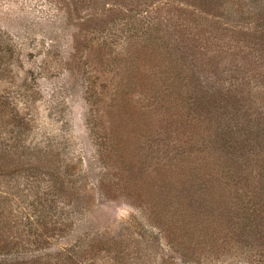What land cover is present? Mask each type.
I'll use <instances>...</instances> for the list:
<instances>
[{
  "label": "rangeland",
  "instance_id": "1",
  "mask_svg": "<svg viewBox=\"0 0 264 264\" xmlns=\"http://www.w3.org/2000/svg\"><path fill=\"white\" fill-rule=\"evenodd\" d=\"M220 1L221 6L218 0H188L189 4L170 0H0V42L12 49L4 59L0 57V111L4 109L10 117L3 120L0 112V133L5 132L6 120L17 117L27 125L29 144L40 152L59 155L58 165L57 159L72 160L76 182L86 186L84 196L89 204L86 211L67 212L75 216V225L67 231L73 233L71 239L90 233L89 229L100 236H113L134 215L141 217L125 198L137 188L147 190L158 178L157 169L166 163L162 153L169 131L174 133L179 124L170 126L164 121L155 130L148 126L143 132L117 128L106 123L108 106L117 103L119 94V101L127 105L116 109L113 121L122 122L124 113L125 119H141L138 100L145 97L139 95H146L157 74L158 58L167 57L168 49L187 76L183 86L192 85L208 101L219 94L239 100L238 110L223 104V114L215 125L218 134L228 133L232 121L264 118V0ZM192 105L197 106L194 101ZM175 110L184 113L179 102ZM109 128L114 133L124 130L136 137L151 136L141 142L131 137L126 144L132 149L129 158L133 165L130 170L121 168L120 174L136 179L132 182L135 190L122 183L123 188L118 184L112 192L104 187L106 166L97 153ZM11 178L19 188L14 189V196L24 199L25 175L12 174ZM252 178L259 187L264 186L262 178ZM245 183L242 181L241 192ZM11 200L7 216L12 221L18 200ZM242 213L216 219V230L221 233L215 249L230 253L227 260L216 255L217 260L207 259L206 264H264V229L256 233ZM246 213H252V208ZM145 223L139 224L146 231L132 229V238L136 233L143 240L149 234L157 238L158 232ZM160 240L162 245L167 243ZM162 249L160 256L166 246Z\"/></svg>",
  "mask_w": 264,
  "mask_h": 264
},
{
  "label": "trees",
  "instance_id": "2",
  "mask_svg": "<svg viewBox=\"0 0 264 264\" xmlns=\"http://www.w3.org/2000/svg\"><path fill=\"white\" fill-rule=\"evenodd\" d=\"M170 1L189 4L188 0ZM218 1L221 6L222 2ZM0 43H3L0 57L4 59L12 49ZM158 59L152 85L146 88V95L142 92L139 95L145 97L138 100L141 119H125L123 112L122 122L113 121L116 109L127 105L119 101L118 94L117 103L108 106L110 114L106 123L115 124L117 128H134L136 132H143L148 126L155 130L156 124L164 121L170 126L177 123L179 127L174 133L169 131L162 153L166 163L157 169L158 178L147 190L137 188L132 183L135 178L122 176L120 170L124 167L130 170L133 165L129 158L132 149L126 146L127 141L131 137L140 142L143 138L149 141L151 136L136 137L133 132L114 133L107 129L102 150L97 153L106 166L104 187L111 191L118 184L122 187V183L130 189L137 188L136 192L129 191L130 197L125 201L141 215H134L126 225H120L113 236L107 233L100 236L89 229L90 233L71 239L73 233L67 231L75 225L72 218L75 213L86 211L89 204L84 196L88 194L86 186L82 181L76 182L74 163L57 159L58 165L56 157L59 155L52 151L40 152L29 144L32 140L24 122L17 117L5 121V132L0 133V264H175L176 258L179 259L176 264H206L207 259L212 262L219 256L227 260L230 253V250L215 249L220 239L218 233H221L216 230V219L225 220L230 214L237 216L245 212L242 214L249 227H254L256 233L263 231L264 186L259 187L252 176H259L264 183V118L259 122L253 117L243 118L242 123L232 121L228 133L218 134L215 125L223 114L224 105L237 109L239 100L233 98L234 95L229 98L219 94L214 101H208L209 98L202 97L192 85H182L187 82V76L180 71L179 62L170 49L167 57ZM193 101L197 106L192 105ZM177 102L184 113L176 112ZM0 112L3 120L10 118L4 114V109ZM99 122L103 125L101 117ZM238 170L241 172L237 173ZM12 174H23L27 179L25 185L29 192L26 189L24 199L14 196V189L19 188ZM242 181L246 183L241 192ZM11 198L18 200L12 221L7 216L13 206H10ZM251 208L252 213H246ZM142 221L158 232L157 238L149 234L143 240L144 236L139 233L132 238V229L146 231L140 227ZM230 231L234 234L231 227ZM228 236L230 232L225 241ZM161 238L167 241L165 245ZM157 240L159 245H156ZM226 245L230 247V243ZM163 246H166L165 254L160 256L158 251L162 252ZM261 261L264 263L263 259Z\"/></svg>",
  "mask_w": 264,
  "mask_h": 264
}]
</instances>
